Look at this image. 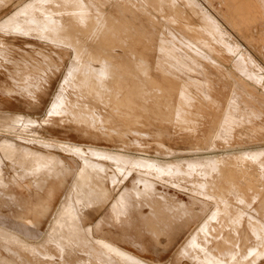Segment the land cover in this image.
Wrapping results in <instances>:
<instances>
[{
	"label": "rangeland",
	"instance_id": "rangeland-1",
	"mask_svg": "<svg viewBox=\"0 0 264 264\" xmlns=\"http://www.w3.org/2000/svg\"><path fill=\"white\" fill-rule=\"evenodd\" d=\"M31 1L0 0V264H210L204 259L211 256L225 264L233 254L232 241L246 251L264 244L251 226L264 227V0H236L242 14L232 10L231 0H208L209 5L198 0L215 12L231 37L226 40L209 28L223 46L213 58L220 66L190 62L171 67L165 64V26L193 42L191 26L199 25L187 0H170L192 17L173 26L166 25L159 0ZM102 13L113 16L111 25L122 36L113 47L100 49L94 33L81 27L88 14L104 27ZM231 17L240 20L242 37L228 22ZM135 37L147 49L144 61L133 59ZM124 49L130 53L127 59ZM100 59L108 66L98 74L94 69ZM70 65L73 73L67 74ZM167 66L176 73L169 78L177 83L171 91L156 82L165 80ZM222 68L227 78L216 74ZM156 69L160 77L154 76ZM209 69L215 70L213 76ZM234 83L235 107L223 110L220 105ZM108 93L118 97L124 112L112 111ZM136 103L142 113L131 119L128 113ZM221 117L222 130L207 140ZM65 144L77 146L91 163L86 168L97 179L95 187L76 186L82 160L62 152ZM229 164L240 187L221 194L228 198L229 213L224 214L216 211L223 205L207 198L213 195L207 184ZM99 185L105 196L95 189ZM50 194L55 195L46 213L31 218L32 208ZM257 264H264V257Z\"/></svg>",
	"mask_w": 264,
	"mask_h": 264
},
{
	"label": "bare ground",
	"instance_id": "bare-ground-1",
	"mask_svg": "<svg viewBox=\"0 0 264 264\" xmlns=\"http://www.w3.org/2000/svg\"><path fill=\"white\" fill-rule=\"evenodd\" d=\"M34 1H38V2H42L44 0H32L31 2H29L30 4H32V2ZM74 1V0H73ZM78 1V0H77ZM155 1V0H154ZM161 3V5L163 7H165V22L167 23L166 25H179V19H183V20H186L188 22H191L192 21V17H189L182 8H180L178 5L176 4H172V2L170 0H159ZM189 1V3L192 4L193 7H190L188 6V3H187V6L189 7V9L192 11V14L195 15V13H197V21H198V26H194L192 25L191 26V29L192 31L195 32V39L193 42H187L184 38H181L179 35H177L174 31V30H170L168 29L166 26H165V64L169 65L170 67L173 65H179V64H183V65H188L190 62H193L194 64L198 63V64H203L205 65L203 62H212L218 66H220L219 64L216 63V61L213 60V58H216L218 57L221 53H222V49H223V46H220L218 44V42L213 38V36L211 35V33L209 32V28H213L216 32H221L223 36H225L226 40H230V35L226 32V30L223 28V26L220 24V22L217 20L218 18L216 17L215 15V12H213V10L211 9H206L205 6H203L201 3H198V0H187V2ZM207 4L209 3L208 0H204ZM46 2V1H44ZM87 2H89L87 0ZM232 2V10L238 14H242V8L239 6L238 2L236 0H231ZM28 3V4H29ZM35 4H37L36 2H34ZM77 3V2H76ZM91 3V2H90ZM155 3V2H154ZM41 4V3H39ZM75 4V3H74ZM79 5V3H77ZM184 4V3H183ZM186 4V3H185ZM184 4V5H185ZM73 5V4H72ZM90 5V4H88ZM156 5V4H154ZM209 5V4H208ZM26 6V4H25ZM29 6V5H28ZM40 6V5H39ZM75 5H73L74 7ZM83 6V5H82ZM24 7V6H23ZM33 7V6H32ZM35 7V6H34ZM43 7V6H42ZM71 7V8H73ZM26 8V7H25ZM24 8V9H25ZM30 8V7H28ZM62 8V7H61ZM68 8V7H66ZM87 8V6H86ZM90 8V7H89ZM91 8H93L91 6ZM21 9V7H20ZM17 10V13L20 11ZM38 9V8H37ZM65 10V8H63ZM62 9V10H63ZM23 10V9H22ZM63 10V11H64ZM67 10V9H66ZM95 10V8H94ZM24 11V10H23ZM84 11V10H83ZM62 12V11H61ZM90 12V11H89ZM187 12V11H186ZM211 12V13H210ZM21 13V12H20ZM60 13V12H59ZM66 13V12H65ZM103 14V13H102ZM18 15V14H17ZM57 15V13H56ZM63 15V14H62ZM89 15V14H88ZM88 15L87 16V19L86 17L84 18L85 19V22H84V26L85 28L81 27L82 29L86 30L87 33H94L95 35V38L93 39L98 48H104V47H113L115 40L116 38H120L122 35L121 33L118 32V29L117 28H114L112 25H111V20L114 19L113 16L110 14V13H104L103 14V17L105 18V23L103 24L104 27L101 25H98V24H95L93 20H89L88 19ZM81 16V15H80ZM84 16V15H82ZM59 17V16H58ZM77 18V17H76ZM81 19H83L82 17H80ZM90 18V17H89ZM54 19V18H53ZM107 19V20H106ZM78 20V19H77ZM228 22L232 25V26H236L238 29H239V32H240V35L242 37V25H241V22L240 20H238L237 18L235 17H231V18H227ZM196 21V20H195ZM34 22V21H32ZM36 22V21H35ZM62 23V22H60ZM70 23V22H68ZM67 23V24H68ZM71 24V23H70ZM58 25V24H57ZM74 25V24H73ZM97 25V27H96ZM165 25V24H164ZM76 26V25H75ZM121 26V25H120ZM62 27V25H61ZM71 27V26H70ZM96 27V28H95ZM101 27V28H100ZM184 27V26H183ZM67 29H69V26L66 27ZM73 28V27H72ZM170 28V27H169ZM65 29V28H64ZM71 29V28H70ZM75 30V29H74ZM83 30V31H84ZM48 32V31H47ZM76 34H79V33H76ZM179 34V33H178ZM81 35V34H80ZM87 35V34H85ZM90 36V34H89ZM93 36V35H92ZM85 37V36H83ZM75 38V37H73ZM82 38V37H81ZM87 38V36H86ZM77 40V39H76ZM86 41V39H84ZM90 40V39H89ZM118 41H121V39H119ZM134 41V46L131 47L132 50H134L136 52V57H134L133 59L134 60H138L137 58H140L139 61H144V58H148V55H146L145 51H147V49L144 47V45H142V42L141 40L138 38V37H135L133 39ZM157 42V44L159 46L162 47V45H164L163 43L157 41V39L155 40ZM84 42V41H83ZM89 42V41H88ZM119 43V42H118ZM117 43V44H118ZM83 44V43H82ZM85 44V43H84ZM117 46V45H116ZM231 47V45H230ZM236 47V46H235ZM232 48V47H231ZM238 49V48H237ZM241 50V49H240ZM110 51V49H109ZM106 52V51H105ZM123 53V58H129L130 57V53L127 51V50H123L122 51ZM140 52V53H139ZM239 52V51H238ZM241 52V51H240ZM239 52V53H240ZM139 53V55H138ZM141 54H143V56H141ZM117 54L116 53H113L112 54V57L114 59L117 60ZM237 56V55H236ZM111 58V56H109ZM230 57V56H229ZM94 60V59H93ZM132 60V59H131ZM99 68H95L94 72L98 73L101 72H105V69L106 67L108 66V61L106 60H101L100 59V62H99ZM110 63V62H109ZM142 64V63H141ZM69 69L67 70V74H70L72 72V66L70 65V67H68ZM94 68V67H93ZM93 68L90 67V70H92ZM205 69H207L206 67H203ZM222 70V71H221ZM192 71V70H191ZM210 71V72H208ZM215 71L214 69H209L207 70V73H209L210 75L213 76L212 72ZM167 72L170 74H167ZM193 72V71H192ZM73 73V72H72ZM100 73V74H101ZM145 73V72H144ZM171 74H176L175 73V70H170L167 67H165V80L159 78V79H155L156 82H158V84L161 85V83H165V84H168V86H165V90H173L174 87L176 86V82L173 81V83L171 82V79H169L171 77ZM209 74H207L209 76ZM217 75L218 74H222V75H225V77L227 78V76L229 75V73L226 71L225 68H222L220 69V71L218 73H216ZM154 76H161V72L156 69L154 71ZM153 77V76H152ZM210 78V77H209ZM154 80V81H155ZM153 81V80H152ZM236 81V80H235ZM104 84V83H103ZM110 84V83H108ZM234 85L236 86V84L234 83ZM245 87V86H244ZM109 88H110V85H107L106 86V90L105 91H109ZM160 88V87H159ZM157 88V90L159 91L160 89L162 88ZM164 89V88H163ZM111 92V91H110ZM107 96V95H105ZM222 96V95H221ZM237 96H238V89H237V86L236 88L233 86L231 89L229 88L227 94H226V99L222 102V104L220 105L221 106V109L227 111L228 108H234L235 107V104H236V99H237ZM124 97V96H123ZM128 96H125V98H127ZM112 98V100H111ZM129 98V97H128ZM107 99L113 101V104L111 103V109L112 111L116 112L117 114H120V112H124L123 110V106L121 105L120 101L118 100V97L116 95H113L110 93H108V96H107ZM121 99V98H119ZM214 99V97H213ZM216 99V98H215ZM135 101V100H133ZM215 101V100H213ZM234 101V102H233ZM58 100L56 99L55 100V103L54 105H57L58 103ZM124 102V101H123ZM132 102V101H131ZM135 102H138V101H135ZM154 102V101H153ZM134 103V102H132ZM125 104V103H124ZM149 104V103H147ZM141 105H144L143 103ZM209 108L211 107V103H209ZM217 105V104H216ZM233 105V106H232ZM140 103H136L135 105L131 106L129 113L128 115L132 118H134L135 116L137 115H140L142 112H139L138 109L140 107ZM146 106V105H145ZM144 106V107H145ZM152 106V105H151ZM188 106V104H187ZM186 106H181L179 104H177L176 108L180 109V110H187L188 107ZM109 107V106H108ZM154 107V106H153ZM152 107V108H153ZM192 108H194V104L192 103L191 105ZM143 108V107H142ZM157 108V107H155ZM190 108V107H189ZM215 107H213L214 109ZM231 108V109H232ZM109 109V108H108ZM110 109V110H111ZM156 110V109H155ZM177 110V109H176ZM220 110V109H219ZM161 111H162V108H161ZM216 111V110H215ZM214 111V112H215ZM126 112V111H125ZM128 112V111H127ZM126 112V114H127ZM153 112V111H151ZM180 112V111H179ZM218 112V111H217ZM225 112V111H223ZM140 113V114H139ZM163 113H165L163 111ZM219 113V112H218ZM152 114V113H151ZM157 114V113H156ZM160 114V113H159ZM158 114V115H159ZM216 114V113H215ZM213 113V115H215ZM222 114V113H221ZM124 116V115H123ZM157 116V115H156ZM163 116V115H162ZM229 117V116H228ZM215 118V117H213ZM217 118V117H216ZM131 119L128 120V123L127 124H130L131 123ZM161 119V118H160ZM159 119V121H160ZM227 119V118H226ZM230 119V118H229ZM228 119V120H229ZM127 121V119H126ZM159 121H156V123H159ZM163 121V120H162ZM215 121V120H214ZM223 120H222V117L218 120L217 124L215 126L212 125L213 129L211 130L212 133L207 135L205 138L208 140H213L215 139L217 133H219L222 129L218 128L219 127V124L222 123ZM162 123V122H161ZM213 124V123H212ZM228 124V123H227ZM224 126V125H223ZM202 127V126H201ZM226 127V126H225ZM229 130V127L227 128ZM208 130V129H207ZM232 130V129H231ZM210 131V130H209ZM204 138V137H203ZM210 141V142H211ZM61 143V142H60ZM208 143V141H207ZM214 143V142H213ZM209 144V143H208ZM210 145V144H209ZM73 146V145H72ZM72 146H69V144H65V145H62L61 146V150L62 152H73L74 154L76 155H79V157L81 158L82 160V165L79 166V169L76 173V176H75V180H76V186L77 185H80V186H83V185H86L87 187L89 186L90 188H92L95 184V182H97V179L89 172V170H87V165H90L91 163L85 159L83 157V154L80 152V149L76 147H72ZM85 149V148H84ZM90 153L92 155H98V156H109V157H113L115 159H118V160H121V161H124V162H130L131 160V157H129L128 155L125 156L124 154H120V153H110V152H100V151H96V150H90ZM78 157V158H79ZM77 160V159H76ZM79 160V162L81 161ZM117 160V161H118ZM203 161V160H202ZM230 161V160H229ZM137 162H141V163H145V160L144 159H138ZM81 164V162L79 163ZM220 164V163H219ZM227 164V162H226ZM233 165V164H232ZM158 166V165H157ZM215 167L216 164L214 165ZM229 166L230 164L228 165V167L225 166L224 168V172L222 173L223 175H220L215 181H213V183H208V187L212 189L213 191V195L212 196H208L207 198L210 199V200H213L215 202V204H221L223 205L224 207L222 208H216V211L218 212V210H222L223 209V213L224 214H228L229 212H227V209L229 210V207H227L228 205V202H227V196H223L221 197V194L222 193H226L228 194L229 193V190L230 188H235V187H240V184L239 183H235L234 182V178L235 176H233L231 174V169L229 170ZM199 167H203V166H199ZM214 167V168H215ZM158 168V167H157ZM209 174V173H208ZM207 174V175H208ZM230 175L229 177L227 175ZM201 175V174H200ZM206 175V174H205ZM204 177V176H203ZM202 177V178H203ZM206 177H209V176H206ZM186 179V178H185ZM200 179V177H199ZM198 180V179H197ZM237 180V179H236ZM194 183V182H193ZM198 184V183H197ZM200 184V183H199ZM194 185V184H193ZM196 186V184H195ZM95 187V186H94ZM98 188V189H97ZM95 189L98 190V192L100 193L101 196H105V194L107 193V191L104 189L103 186L100 187L97 186ZM200 189V188H199ZM202 190V189H200ZM54 191V190H53ZM90 192V191H89ZM54 193H57V192H54ZM75 193V192H74ZM55 195V194H54ZM54 195L53 194H50L42 203L38 204V206H34L32 208V210L30 211L31 214L30 216L32 215L33 219H39L41 216V214L43 213H46V211L48 210V208L50 207L51 205V202L52 200L54 199ZM209 203V202H208ZM213 203V202H212ZM216 215L214 214H211V219L215 218ZM252 226V235L254 237H259L262 239V242L264 241V227L263 226H259L258 223L256 224H253L251 225ZM260 227L262 230H260ZM94 241V243H96L99 247H102V248H105L109 251H112L118 255H120L121 257H127L129 259H134L133 257L129 256L127 253L121 251L119 248L113 246L112 244H109L108 242H105L103 240H100V239H92ZM88 241V239H87ZM89 242H91L89 240ZM80 243H81V240H80ZM230 244V243H229ZM82 245H84L82 243ZM202 246V245H201ZM231 248L229 249V251H231L233 254L229 257V261L228 263H225V264H257L261 258L264 257V244L260 243V244H257L256 247H253L251 249H249L248 251L244 250V247H235V244L234 242L232 241V243L229 245ZM94 250V248H92ZM204 251V249H203ZM95 252V251H94ZM155 252V251H154ZM242 252H244V254L242 255ZM98 253V252H97ZM104 253V252H102ZM101 254V252H100ZM102 255V254H101ZM218 256H211L210 259H204V261L206 262H209L210 264H218ZM135 260V259H134ZM221 260V259H220ZM142 261V260H141ZM203 261V262H204ZM222 261V260H221ZM144 262V261H143ZM226 262V261H225ZM108 264V263H107ZM202 264V263H201Z\"/></svg>",
	"mask_w": 264,
	"mask_h": 264
}]
</instances>
